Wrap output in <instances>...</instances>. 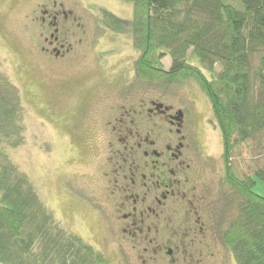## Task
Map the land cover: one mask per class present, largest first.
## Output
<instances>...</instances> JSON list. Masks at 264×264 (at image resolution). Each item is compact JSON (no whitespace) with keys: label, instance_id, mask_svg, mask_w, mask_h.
Instances as JSON below:
<instances>
[{"label":"trees","instance_id":"1","mask_svg":"<svg viewBox=\"0 0 264 264\" xmlns=\"http://www.w3.org/2000/svg\"><path fill=\"white\" fill-rule=\"evenodd\" d=\"M126 1L136 78L192 79L209 99L222 141L216 235L237 264H264V195L254 189L264 181V0ZM103 17L123 30L113 13ZM24 112L0 61V264H110L60 224L11 161L9 150L24 141ZM242 156L241 173L233 158Z\"/></svg>","mask_w":264,"mask_h":264},{"label":"rangeland","instance_id":"2","mask_svg":"<svg viewBox=\"0 0 264 264\" xmlns=\"http://www.w3.org/2000/svg\"><path fill=\"white\" fill-rule=\"evenodd\" d=\"M58 1L78 12L87 35L65 58L52 61L36 49L34 30L26 17L40 0H0L1 66L19 88L25 109L24 141L9 150L11 161L26 174L60 224L99 249L110 264H142L139 249L131 247L135 243L119 230L117 251L118 233L104 212L110 206L100 197L101 181L93 178L99 174L103 147L93 138L86 141L81 132L88 122L100 131L103 109L116 97H156L185 113L186 125L203 157L197 160L203 163V179L211 187L207 211L211 231L207 239L194 245L202 253L207 243L205 252L215 254L204 256L200 264H237L213 229V204L222 188V141L204 91L192 79L150 84L136 78L133 63L138 53L129 28V1ZM107 11L123 21V30L103 17ZM162 59L169 62L167 57ZM233 161L241 173L248 171L249 162L243 156ZM256 183L255 191L264 195V181Z\"/></svg>","mask_w":264,"mask_h":264},{"label":"flooded vegetation","instance_id":"3","mask_svg":"<svg viewBox=\"0 0 264 264\" xmlns=\"http://www.w3.org/2000/svg\"><path fill=\"white\" fill-rule=\"evenodd\" d=\"M30 12L32 42L47 59H63L84 42V20L63 2L40 0ZM116 98L103 109L100 131L88 122L81 135L103 147L93 178L110 206L104 212L118 233L117 251L119 230L142 264H200L215 254L205 252L207 243L202 253L194 245L211 231V187L185 113L156 97Z\"/></svg>","mask_w":264,"mask_h":264}]
</instances>
